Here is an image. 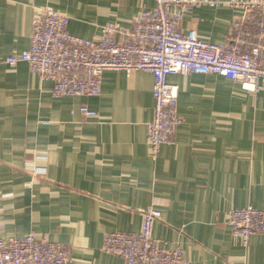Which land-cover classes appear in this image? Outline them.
Segmentation results:
<instances>
[{"label":"crops","instance_id":"crops-1","mask_svg":"<svg viewBox=\"0 0 264 264\" xmlns=\"http://www.w3.org/2000/svg\"><path fill=\"white\" fill-rule=\"evenodd\" d=\"M49 6L70 18L72 35L97 39L110 24L131 29L156 0H0V237L64 244L70 264H125L103 250L104 235L140 233L156 208L154 238L190 264H264V233L245 243L226 224L234 210L264 211V90L216 74L169 76L183 123L154 158L152 74L107 71L99 96L56 99L53 81L6 62L30 49L32 20ZM235 15L203 6L180 30L221 44Z\"/></svg>","mask_w":264,"mask_h":264},{"label":"built area","instance_id":"built-area-1","mask_svg":"<svg viewBox=\"0 0 264 264\" xmlns=\"http://www.w3.org/2000/svg\"><path fill=\"white\" fill-rule=\"evenodd\" d=\"M225 4L235 18L227 41L213 44L195 30L182 33L184 17L193 10ZM70 18L45 7L32 20L30 49L13 55L7 63H27L31 72L53 81V97H97L107 71L145 72L154 76V119L147 124V141L154 158L165 145L175 144L183 119L178 115L179 88L168 83L172 75L216 74L239 82L252 93L264 90V0H156V8L143 10L131 29L115 24L103 28L97 39H84L69 31ZM80 113H97L83 106ZM38 170L36 174H44ZM161 210L143 213L138 234L113 232L103 238V250L120 256L125 264H190L183 249L174 243L167 249L153 236ZM235 237L245 243L264 233V211L254 207L234 210L226 222ZM166 244V245H164ZM64 244L40 239L0 237V264H70Z\"/></svg>","mask_w":264,"mask_h":264}]
</instances>
